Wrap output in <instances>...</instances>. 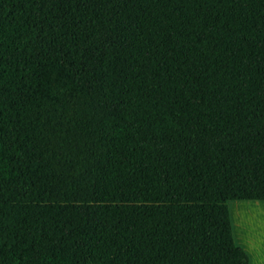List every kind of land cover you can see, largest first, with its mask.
<instances>
[{
  "label": "trees",
  "instance_id": "trees-1",
  "mask_svg": "<svg viewBox=\"0 0 264 264\" xmlns=\"http://www.w3.org/2000/svg\"><path fill=\"white\" fill-rule=\"evenodd\" d=\"M264 202V0H0V264H249Z\"/></svg>",
  "mask_w": 264,
  "mask_h": 264
},
{
  "label": "rangeland",
  "instance_id": "rangeland-1",
  "mask_svg": "<svg viewBox=\"0 0 264 264\" xmlns=\"http://www.w3.org/2000/svg\"><path fill=\"white\" fill-rule=\"evenodd\" d=\"M228 208L236 245L247 251L249 264H264V202L233 201ZM237 209L238 217L233 218Z\"/></svg>",
  "mask_w": 264,
  "mask_h": 264
},
{
  "label": "bare ground",
  "instance_id": "bare-ground-1",
  "mask_svg": "<svg viewBox=\"0 0 264 264\" xmlns=\"http://www.w3.org/2000/svg\"><path fill=\"white\" fill-rule=\"evenodd\" d=\"M239 211H240L239 209H237V210L234 211L233 218H234V217H235V218L238 217ZM234 226H235V223H234Z\"/></svg>",
  "mask_w": 264,
  "mask_h": 264
},
{
  "label": "crops",
  "instance_id": "crops-1",
  "mask_svg": "<svg viewBox=\"0 0 264 264\" xmlns=\"http://www.w3.org/2000/svg\"><path fill=\"white\" fill-rule=\"evenodd\" d=\"M233 234H234V237H235V232H236V226H234V229H233ZM235 239V238H234ZM244 248H246V247H244ZM247 249V248H246ZM246 253H247V251H245ZM248 255V254H247Z\"/></svg>",
  "mask_w": 264,
  "mask_h": 264
}]
</instances>
